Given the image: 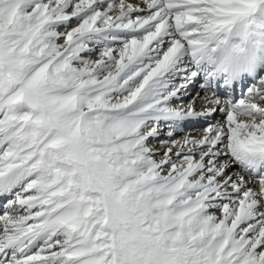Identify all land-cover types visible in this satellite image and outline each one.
Listing matches in <instances>:
<instances>
[{
    "label": "snow or ice",
    "instance_id": "obj_1",
    "mask_svg": "<svg viewBox=\"0 0 264 264\" xmlns=\"http://www.w3.org/2000/svg\"><path fill=\"white\" fill-rule=\"evenodd\" d=\"M260 14L264 0H0V264H264V77L237 98L209 73L203 110L173 103L196 50Z\"/></svg>",
    "mask_w": 264,
    "mask_h": 264
},
{
    "label": "clouds",
    "instance_id": "obj_2",
    "mask_svg": "<svg viewBox=\"0 0 264 264\" xmlns=\"http://www.w3.org/2000/svg\"><path fill=\"white\" fill-rule=\"evenodd\" d=\"M255 25H240L224 43L208 44L196 50L201 63L213 69L216 77L234 75L252 55V39Z\"/></svg>",
    "mask_w": 264,
    "mask_h": 264
},
{
    "label": "bare ground",
    "instance_id": "obj_3",
    "mask_svg": "<svg viewBox=\"0 0 264 264\" xmlns=\"http://www.w3.org/2000/svg\"><path fill=\"white\" fill-rule=\"evenodd\" d=\"M263 74H264V73H263ZM263 77H264V75H263ZM183 96H186V95H183ZM222 96H224V95H222ZM203 97H204V96H203L202 94H200V96L196 99V102H195V103H196V108H197L198 111H199V110H203V109H202V105L200 104V98H203ZM224 97H226V96H224ZM187 101L189 102L190 100H188V99L185 98L184 101H182V102H186V103L183 104V105L186 106V104H188ZM216 119L223 120V117L220 116V115L218 114L217 117H216ZM202 120H203V119H202ZM203 121H204V122H202V123H201L200 125H198V126H194V125H192V124L187 125V124L185 123L184 127H185V129H189V130H191V129H202V128L205 126V124L207 123V121H205V120H203ZM182 135H183V133H179V132H178V133H176V136L173 137V139H175L176 137H182ZM191 135H193V136H199L200 133H199V132H192ZM166 139H168V137H166V136L164 135V133L162 132L158 140H153V141L151 142V143H152V146H154V147H156V148H159V153H160V155H163V153H164V151H165V148L160 146V141H163V140H166ZM157 158H159V156H158ZM221 159H226V158L222 157ZM228 171H229V172H238V169H237V167H234V168H229ZM251 186H254V185H251Z\"/></svg>",
    "mask_w": 264,
    "mask_h": 264
}]
</instances>
